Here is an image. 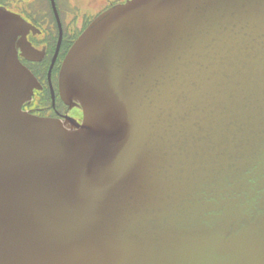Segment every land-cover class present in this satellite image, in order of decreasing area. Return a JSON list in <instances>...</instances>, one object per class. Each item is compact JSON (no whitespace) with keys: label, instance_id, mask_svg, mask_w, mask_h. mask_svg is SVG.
Segmentation results:
<instances>
[{"label":"water","instance_id":"water-1","mask_svg":"<svg viewBox=\"0 0 264 264\" xmlns=\"http://www.w3.org/2000/svg\"><path fill=\"white\" fill-rule=\"evenodd\" d=\"M35 30L0 7V264H264V0L101 13L60 71L78 125L22 110Z\"/></svg>","mask_w":264,"mask_h":264},{"label":"flooded vegetation","instance_id":"flooded-vegetation-1","mask_svg":"<svg viewBox=\"0 0 264 264\" xmlns=\"http://www.w3.org/2000/svg\"><path fill=\"white\" fill-rule=\"evenodd\" d=\"M25 20L37 29L30 31L26 37L34 51H26L27 46H17V57L21 65L35 78L37 87L33 90L31 99L23 104L22 110L33 116L59 120L64 124H81V108L75 103H66L59 91L62 64L75 37L66 35L63 27L60 33L57 23L58 32L54 39V35H45L35 23Z\"/></svg>","mask_w":264,"mask_h":264},{"label":"rangeland","instance_id":"rangeland-1","mask_svg":"<svg viewBox=\"0 0 264 264\" xmlns=\"http://www.w3.org/2000/svg\"><path fill=\"white\" fill-rule=\"evenodd\" d=\"M126 1L55 0L61 27L66 35L75 37V41L97 16ZM0 7L35 23L45 35H54L56 39L58 27L50 0H0Z\"/></svg>","mask_w":264,"mask_h":264}]
</instances>
